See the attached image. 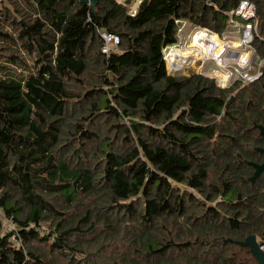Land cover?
Segmentation results:
<instances>
[{"label": "trees", "instance_id": "obj_1", "mask_svg": "<svg viewBox=\"0 0 264 264\" xmlns=\"http://www.w3.org/2000/svg\"><path fill=\"white\" fill-rule=\"evenodd\" d=\"M95 1L0 0V264H258L264 0L263 75L229 87L163 51L242 0Z\"/></svg>", "mask_w": 264, "mask_h": 264}, {"label": "built area", "instance_id": "obj_2", "mask_svg": "<svg viewBox=\"0 0 264 264\" xmlns=\"http://www.w3.org/2000/svg\"><path fill=\"white\" fill-rule=\"evenodd\" d=\"M229 15L230 25L222 34L207 28H200L194 37L195 44L199 45L196 46L201 48L197 51L203 61L214 63L213 69L216 70L215 74L220 80L214 75L209 77L215 79L221 87H229L236 81L244 84L253 83L263 75L262 61L256 57V49L253 45L254 38L258 35L256 6L249 0H242L234 12ZM179 23L182 24L178 28V42L167 46L163 51L168 73L172 75L193 71L187 45L181 40L187 22L179 21ZM101 36L104 40L102 51L105 54L118 50L120 38L117 35L102 32ZM232 36L238 37L241 53L233 51L228 44ZM202 44L205 47L201 46ZM241 54H246L247 57L240 56ZM197 73L204 74L202 71ZM261 248L264 250V246Z\"/></svg>", "mask_w": 264, "mask_h": 264}, {"label": "crops", "instance_id": "obj_3", "mask_svg": "<svg viewBox=\"0 0 264 264\" xmlns=\"http://www.w3.org/2000/svg\"><path fill=\"white\" fill-rule=\"evenodd\" d=\"M200 28L201 27L186 23L184 33L181 36V40L187 45L188 54H190V56H191L190 63L192 65L191 66V69L193 70L192 72L197 73L199 71H202L205 75H208V76L214 75L217 79H219L215 74L216 70L213 69L214 66H212L210 64V62L205 63L203 61L201 55L197 51V50H200L201 48L197 47V46H199L198 44H195L194 37L199 32ZM228 44L231 46V49L233 51H239L241 53V50L239 49V45H238V37L237 36H232L231 38H229ZM201 46L205 47V45H203V44ZM240 56H243L245 58L247 57L246 54H241Z\"/></svg>", "mask_w": 264, "mask_h": 264}, {"label": "water", "instance_id": "obj_4", "mask_svg": "<svg viewBox=\"0 0 264 264\" xmlns=\"http://www.w3.org/2000/svg\"><path fill=\"white\" fill-rule=\"evenodd\" d=\"M84 3H90V9L93 12L96 1L95 0H81ZM182 23H179L181 25ZM191 74V73H190ZM188 73H177L176 76H189ZM235 100V97L231 98V101L228 103V106ZM262 133L264 134V128L262 130ZM264 154V149L261 150ZM256 173L254 178H257L262 173H264V163L262 165H255ZM241 245L247 246L250 248L253 256L257 259L258 264H264V250L261 248V244L258 241L256 236H248L243 242H240Z\"/></svg>", "mask_w": 264, "mask_h": 264}, {"label": "rangeland", "instance_id": "obj_5", "mask_svg": "<svg viewBox=\"0 0 264 264\" xmlns=\"http://www.w3.org/2000/svg\"><path fill=\"white\" fill-rule=\"evenodd\" d=\"M119 1H125V0H119ZM141 2V0H133V3H132V5H131V10L132 11H135L136 10V8H137V6H138V4ZM212 66H214L215 67V65H214V63H210ZM190 73H192V71H190L188 74H190ZM221 87V86H220ZM224 87V86H223ZM1 213H3L2 211H0ZM1 213H0V216L2 217V215H1ZM13 229H15V226H14V224H12V223H10L7 219H5L4 220V231L5 232H9V231H11V230H13Z\"/></svg>", "mask_w": 264, "mask_h": 264}]
</instances>
